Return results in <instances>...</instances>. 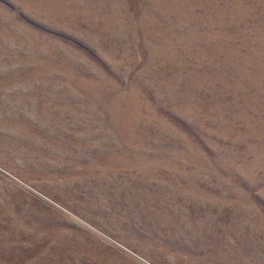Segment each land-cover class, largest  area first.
<instances>
[{
	"label": "rangeland",
	"instance_id": "374dc122",
	"mask_svg": "<svg viewBox=\"0 0 264 264\" xmlns=\"http://www.w3.org/2000/svg\"><path fill=\"white\" fill-rule=\"evenodd\" d=\"M0 264H264V0H0Z\"/></svg>",
	"mask_w": 264,
	"mask_h": 264
}]
</instances>
